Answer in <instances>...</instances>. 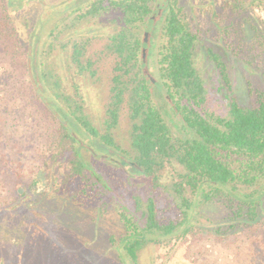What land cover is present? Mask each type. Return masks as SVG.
Returning <instances> with one entry per match:
<instances>
[{
    "label": "rangeland",
    "instance_id": "1",
    "mask_svg": "<svg viewBox=\"0 0 264 264\" xmlns=\"http://www.w3.org/2000/svg\"><path fill=\"white\" fill-rule=\"evenodd\" d=\"M89 1L81 0L82 4ZM74 2L25 0L13 8L0 0V264H121L122 240L116 245L111 242L112 236L116 240L125 234L115 198L107 193L99 202V196L91 195L88 188L81 192L83 181L67 176L68 156L58 154L53 138L57 122L30 86V78L41 75L38 71L29 74L27 64L40 56L51 70L45 79L47 96H53L47 80L59 81L58 113L73 118L76 112L72 111L79 108L97 128L109 119L112 77L118 72L117 57L104 49V43L115 29L109 22L114 13L73 21ZM180 3L192 31L198 33L194 65L209 87L210 108L224 115L231 97L241 105H256L258 93L264 90V31L256 42L243 38L248 8L237 9L233 0ZM256 14L263 18L258 22L264 28V14ZM56 26L57 36L48 38ZM47 39L53 50L45 57L42 50ZM73 42L80 47L78 55L73 54ZM202 46L219 56L230 89ZM153 64L154 60L148 61L149 66ZM152 73L157 77L155 70ZM119 115L110 131L118 143L126 145L130 131L126 109ZM175 122L172 118L174 130ZM81 152L124 201H131L134 195L109 160L84 149ZM144 186L142 181L136 184L142 210L146 194L150 195ZM151 194L160 220L180 217L177 205L163 190L157 188ZM98 207L104 209L99 218L95 215ZM231 210L219 200L195 206L191 227L184 234L171 242H144L136 249L135 260L124 248L126 263L264 264V201L254 221L234 218Z\"/></svg>",
    "mask_w": 264,
    "mask_h": 264
},
{
    "label": "trees",
    "instance_id": "2",
    "mask_svg": "<svg viewBox=\"0 0 264 264\" xmlns=\"http://www.w3.org/2000/svg\"><path fill=\"white\" fill-rule=\"evenodd\" d=\"M233 5L237 9H243L244 5L248 8L243 38L256 42L264 28L258 22L263 18L255 16L256 12L264 14V0H233ZM183 8L180 0H91L83 12H80L82 8L76 10L79 13L73 15V21L114 13L109 22L115 29L107 34L104 49L117 57L118 73L112 77L109 119L98 128L79 108L72 111L76 112L73 118L62 111L58 113L59 81L47 80L53 96L45 93V79L51 71L48 62L36 56L27 64L29 74L38 71L41 75L40 79L30 78V86L57 122L53 138L58 154L68 156L64 164L67 176L83 181L81 192L88 188L91 195L99 196V202L107 193L116 200L125 234L116 240L112 236L111 242L116 245L122 240L118 254L121 264H127L124 248L135 260L136 249L142 248L144 242H171L184 234L191 227L197 205L222 201L233 209L234 218L243 221L257 220L263 209L264 90L258 93L254 106L241 105L231 97L224 115L210 108L209 87L194 65L198 33L192 31ZM56 28L49 31L48 38L52 34L57 36ZM45 41L48 47L42 50V55L46 57L53 49L52 41ZM72 45L73 54L78 55L80 47L76 42ZM202 48L230 89L219 56L211 48ZM151 59L154 64L149 66ZM153 70L157 77L153 76ZM123 108L130 124L126 145L118 143L110 131L118 123ZM172 118L177 121L175 130ZM82 149L109 160L114 170H119L125 180L124 187L134 195L131 201H124L106 183L84 157ZM139 181L149 187L144 210L140 209L143 199L136 195ZM157 188L177 205L180 211L177 220L157 217L151 196ZM96 209L99 218L104 209ZM136 210H140L139 215Z\"/></svg>",
    "mask_w": 264,
    "mask_h": 264
},
{
    "label": "flooded vegetation",
    "instance_id": "3",
    "mask_svg": "<svg viewBox=\"0 0 264 264\" xmlns=\"http://www.w3.org/2000/svg\"><path fill=\"white\" fill-rule=\"evenodd\" d=\"M25 0H6V3H7V5H8V7H13V8H15V5H13V4H15L16 3V6L17 5H19V4H21L22 2H24ZM39 1V0H38ZM70 1H73V0H70ZM75 2H74V4H73V8H72V10H75V12H74V14H78L79 12H77L76 10L78 9V8H81V6L82 5H84V4H86V6H87V4H89L90 2H91V0L89 1V2H87V3H83L82 4V2H81V0H74ZM40 2H42V0H40ZM22 5V4H21ZM86 6H85V8H86ZM85 10V9H84ZM81 12V11H80Z\"/></svg>",
    "mask_w": 264,
    "mask_h": 264
}]
</instances>
